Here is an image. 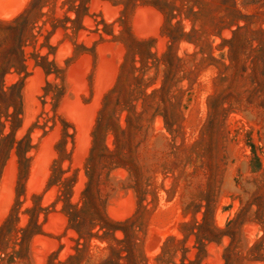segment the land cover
Wrapping results in <instances>:
<instances>
[{"label":"rangeland","instance_id":"rangeland-1","mask_svg":"<svg viewBox=\"0 0 264 264\" xmlns=\"http://www.w3.org/2000/svg\"><path fill=\"white\" fill-rule=\"evenodd\" d=\"M0 264H264V0H0Z\"/></svg>","mask_w":264,"mask_h":264}]
</instances>
